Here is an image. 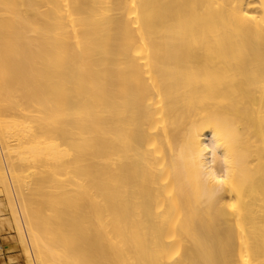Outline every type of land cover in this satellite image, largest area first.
<instances>
[{"label": "bare ground", "instance_id": "6f19581e", "mask_svg": "<svg viewBox=\"0 0 264 264\" xmlns=\"http://www.w3.org/2000/svg\"><path fill=\"white\" fill-rule=\"evenodd\" d=\"M1 193L26 264H264V0H0Z\"/></svg>", "mask_w": 264, "mask_h": 264}, {"label": "clouds", "instance_id": "9594fccd", "mask_svg": "<svg viewBox=\"0 0 264 264\" xmlns=\"http://www.w3.org/2000/svg\"><path fill=\"white\" fill-rule=\"evenodd\" d=\"M215 138L216 144L212 146L201 145L200 141L198 144L190 140L185 141L175 152L177 170L185 182L196 185L198 202H213L225 190L232 188L243 163L240 157L226 155L222 159L223 170L218 171L217 162L221 158L217 156L216 150L223 144L216 135ZM206 153H210V160L207 163H205ZM231 209L235 210L236 204H232Z\"/></svg>", "mask_w": 264, "mask_h": 264}, {"label": "rangeland", "instance_id": "374dc122", "mask_svg": "<svg viewBox=\"0 0 264 264\" xmlns=\"http://www.w3.org/2000/svg\"><path fill=\"white\" fill-rule=\"evenodd\" d=\"M0 199H2L3 203H5L3 207V214L7 220L5 221L7 222V225L6 223L0 225V264H26L22 248L18 243L14 224L11 221L12 219L9 217V206L3 193H1Z\"/></svg>", "mask_w": 264, "mask_h": 264}]
</instances>
